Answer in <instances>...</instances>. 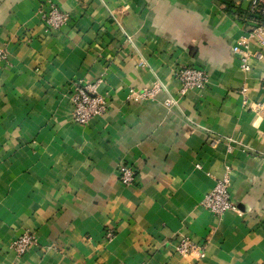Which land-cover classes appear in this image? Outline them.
Returning a JSON list of instances; mask_svg holds the SVG:
<instances>
[{"label": "crops", "instance_id": "0c3cea01", "mask_svg": "<svg viewBox=\"0 0 264 264\" xmlns=\"http://www.w3.org/2000/svg\"><path fill=\"white\" fill-rule=\"evenodd\" d=\"M51 2L70 16L59 30L40 19L49 0H0V264H262L264 58L243 71L232 50L252 29L245 11L224 0ZM185 65L208 82L177 107L163 92L129 99L155 79L178 97L173 71ZM99 77L106 111L75 124L71 82ZM121 165L135 169L132 184ZM227 171L237 210L214 215L201 200ZM25 230L36 243L18 257L9 243ZM179 236L204 256L176 253Z\"/></svg>", "mask_w": 264, "mask_h": 264}, {"label": "built area", "instance_id": "2783aa9c", "mask_svg": "<svg viewBox=\"0 0 264 264\" xmlns=\"http://www.w3.org/2000/svg\"><path fill=\"white\" fill-rule=\"evenodd\" d=\"M245 3V6L242 4ZM230 5L231 8L245 11L247 21L252 23V29L248 33V38H242L237 41L232 50L238 55L239 67L243 71L250 70V60L252 58L261 60L264 58V0H224V5ZM40 19L46 28L50 30H59L65 26L70 19L69 13L60 10L49 0L48 9L40 10ZM128 37V36H127ZM250 38L255 40L259 48L256 51H250ZM7 53L4 48H0V64L4 63ZM140 66H144V60H140ZM174 79L178 84V97L170 94L167 86L155 79L150 87L139 91L131 89L129 99L137 102L141 100H153L160 92L165 93L163 105L167 108L178 106L179 99L189 90H202L208 82L207 71L198 66L185 65L176 68L173 71ZM103 83L101 77L94 82L86 83L80 79L71 82L72 93L71 101V120L78 125H87L94 117L102 115L106 111L107 100L103 93H100L99 87ZM264 86V79H263ZM262 104H257L255 109H262ZM217 140L215 139V142ZM198 166V165H197ZM228 170V168H226ZM118 178L124 185H130L136 178V171L128 165H121L118 171ZM231 180L229 171L216 180L214 186L205 194L201 200V205L214 215H221L228 210H237V205L232 201L230 193ZM113 233L108 230L106 237L111 239ZM36 243V237L30 230H25L16 238L10 241L9 247L20 257ZM173 248L180 255L197 254L204 256L203 247L200 243L193 241L188 236H179L173 243ZM264 264V262L262 263Z\"/></svg>", "mask_w": 264, "mask_h": 264}, {"label": "trees", "instance_id": "16d2710c", "mask_svg": "<svg viewBox=\"0 0 264 264\" xmlns=\"http://www.w3.org/2000/svg\"><path fill=\"white\" fill-rule=\"evenodd\" d=\"M226 7L228 8V4H226Z\"/></svg>", "mask_w": 264, "mask_h": 264}]
</instances>
